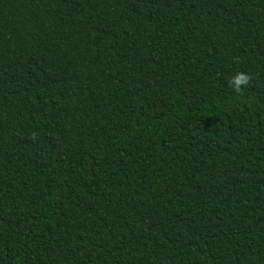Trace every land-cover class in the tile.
Instances as JSON below:
<instances>
[{
    "label": "trees",
    "instance_id": "16d2710c",
    "mask_svg": "<svg viewBox=\"0 0 264 264\" xmlns=\"http://www.w3.org/2000/svg\"><path fill=\"white\" fill-rule=\"evenodd\" d=\"M0 264H264V0H0Z\"/></svg>",
    "mask_w": 264,
    "mask_h": 264
},
{
    "label": "clouds",
    "instance_id": "9594fccd",
    "mask_svg": "<svg viewBox=\"0 0 264 264\" xmlns=\"http://www.w3.org/2000/svg\"><path fill=\"white\" fill-rule=\"evenodd\" d=\"M248 82L249 76L246 73L237 72L231 77L229 84L234 91L239 92L242 86H246Z\"/></svg>",
    "mask_w": 264,
    "mask_h": 264
}]
</instances>
